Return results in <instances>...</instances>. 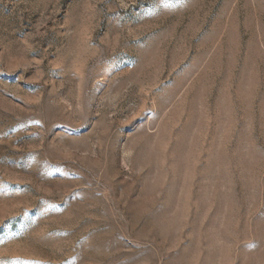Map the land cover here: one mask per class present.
I'll return each mask as SVG.
<instances>
[{
	"label": "rangeland",
	"instance_id": "374dc122",
	"mask_svg": "<svg viewBox=\"0 0 264 264\" xmlns=\"http://www.w3.org/2000/svg\"><path fill=\"white\" fill-rule=\"evenodd\" d=\"M0 264H264V0H0Z\"/></svg>",
	"mask_w": 264,
	"mask_h": 264
}]
</instances>
